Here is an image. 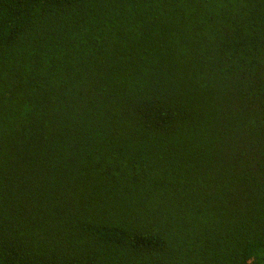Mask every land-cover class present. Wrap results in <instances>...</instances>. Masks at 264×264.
I'll list each match as a JSON object with an SVG mask.
<instances>
[{"label": "trees", "instance_id": "1", "mask_svg": "<svg viewBox=\"0 0 264 264\" xmlns=\"http://www.w3.org/2000/svg\"><path fill=\"white\" fill-rule=\"evenodd\" d=\"M0 264H264V0H0Z\"/></svg>", "mask_w": 264, "mask_h": 264}]
</instances>
